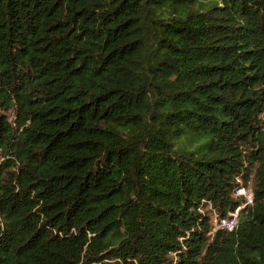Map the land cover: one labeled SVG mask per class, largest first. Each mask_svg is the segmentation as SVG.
<instances>
[{"label": "trees", "instance_id": "obj_1", "mask_svg": "<svg viewBox=\"0 0 264 264\" xmlns=\"http://www.w3.org/2000/svg\"><path fill=\"white\" fill-rule=\"evenodd\" d=\"M0 264H264V0H0Z\"/></svg>", "mask_w": 264, "mask_h": 264}, {"label": "built area", "instance_id": "obj_2", "mask_svg": "<svg viewBox=\"0 0 264 264\" xmlns=\"http://www.w3.org/2000/svg\"><path fill=\"white\" fill-rule=\"evenodd\" d=\"M236 194L243 195L245 197L244 204L239 206L231 214V217L224 218L221 221H216L218 227H223V228H227V229L235 228L237 226V224H238L240 210H242L244 207H246L248 205H252L253 204L254 196H253L252 186H248V185L247 186L246 185L239 186L236 189Z\"/></svg>", "mask_w": 264, "mask_h": 264}, {"label": "rangeland", "instance_id": "obj_3", "mask_svg": "<svg viewBox=\"0 0 264 264\" xmlns=\"http://www.w3.org/2000/svg\"><path fill=\"white\" fill-rule=\"evenodd\" d=\"M247 185H248V186H252V183H248ZM247 185H246V186H247ZM237 195H238V194H237ZM214 216H215V215H213V222H214V224H215V223H217V222H216Z\"/></svg>", "mask_w": 264, "mask_h": 264}]
</instances>
